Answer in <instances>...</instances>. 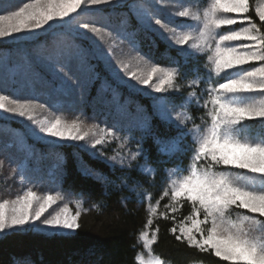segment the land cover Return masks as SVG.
Here are the masks:
<instances>
[{"label":"snow or ice","instance_id":"obj_1","mask_svg":"<svg viewBox=\"0 0 264 264\" xmlns=\"http://www.w3.org/2000/svg\"><path fill=\"white\" fill-rule=\"evenodd\" d=\"M8 2L11 3V0ZM112 2L30 0L13 10L6 9L5 0H0V42L29 40L57 27L72 31L86 8ZM159 2L148 0L139 5L137 17L147 27H151V18L156 15L153 4ZM171 3L179 5L181 10L170 15L183 19L174 24L161 18L154 20L155 25L168 34L164 36L159 33L167 48H175L185 64L206 56L207 75L201 78L199 69L193 70L197 75L188 81L187 96L181 95L183 85L180 81L185 79L186 74L181 72L179 60L174 62L175 67L147 62L141 66L145 58L139 56L135 70L128 63H121L120 71L129 77L125 81L112 68L107 57L102 53L100 56L118 83L135 88L130 83L135 81L144 86L136 89L138 92L151 89L148 95L152 99L155 116L178 131L175 137L152 136L158 155H179L181 160L166 171L165 179L169 182L155 203L148 194V218L144 229L138 234V242L148 253V258L137 254L135 264H166L161 256L152 253L159 229H152L151 226L157 218L172 219L174 226L169 231L175 234V239L201 253H210L228 264H264V138L253 142L244 135L246 121L259 119L264 124V4L255 8V15L261 22L258 26L249 15L250 0H171ZM79 27L101 38L111 35L88 23ZM72 47L55 48L46 58V63L54 80H59V85L54 89L57 94L67 95L73 88H80L83 99V86L65 71L66 63H61L70 57ZM133 47L138 45L133 43ZM245 65L249 68H245ZM220 79L224 82H217ZM199 83H206L208 87L205 90L207 100L202 105L206 118L197 124L190 109L193 101L199 99L193 90ZM196 107L201 105L197 102ZM44 108V103L34 99L21 100L0 94V118H3V114H10L11 118H22V125L23 121L31 122L23 127L33 137L49 143L53 148L74 143L85 151L95 150L90 153L93 158L97 157V153L104 157L98 146L119 138L115 128L88 125L81 119L68 122L55 115L52 119L40 120L37 114ZM116 111L121 113L119 106ZM144 111V115L131 122L129 131L138 128L142 132H150L152 116ZM189 123L191 127H188ZM120 130L123 131V128ZM188 139L192 142L190 149L183 145V141ZM128 142L130 136L123 137L121 147ZM18 143L23 149V136ZM28 155H31L30 151ZM185 156L187 166L183 163ZM141 158L144 163H140ZM58 160L60 163L57 167L65 163L61 156H58ZM102 162L112 169L119 164L121 170L127 171L129 175L123 178L122 184L125 187L131 184L129 191L132 193L142 183L132 179V172L150 175L152 180L155 178L156 170L151 166L143 144L135 152L117 153L104 157ZM3 164L4 161H0V167ZM25 171L24 162L19 161L12 174H18L23 183L27 179ZM85 175H91V172H85ZM97 178L102 177L98 175ZM64 199L60 192L41 195L28 187L14 198L0 200V235L30 229L50 231L54 235L74 233L80 227L82 203L77 201L73 213L68 203L59 207L58 201ZM165 199L168 203L163 205L164 211H159ZM185 205L190 206V212L177 223L176 214ZM54 206L59 210H55ZM236 209L246 210V214L234 215Z\"/></svg>","mask_w":264,"mask_h":264},{"label":"trees","instance_id":"obj_2","mask_svg":"<svg viewBox=\"0 0 264 264\" xmlns=\"http://www.w3.org/2000/svg\"><path fill=\"white\" fill-rule=\"evenodd\" d=\"M24 2L30 0H11V3L5 0L4 7L13 9L22 6ZM142 2L148 0H130L124 5L83 11L72 31L57 27L33 39L0 42V94L44 103L45 108L39 112H46L52 118L60 115L66 121L81 119L88 125L115 128L119 138L98 146L104 157L135 152L143 144L149 154L151 166L156 170L154 180L150 175L142 176L132 172V179L142 182L141 187L132 193L129 191L131 184L129 187L122 184L123 178L129 175L127 171L121 170L119 164L115 165V169L110 168L102 162L104 157H100L98 153L97 157L93 158L90 153L95 150L85 151L75 145L53 148L47 142L36 140L17 120L0 118V161H4L0 167V199L11 191L14 185H22L19 175L12 176L11 179V174L17 162L23 161L27 178L24 184L42 195L62 193L65 200H69L74 212L77 201L82 203L80 227L72 235L49 236L25 231L1 236L0 264H135L137 254H142L138 234L144 229L148 218V194L155 203L169 182L165 179L166 171L171 170L181 160L179 155H158L156 146L152 143V136L175 137L178 131L175 127L166 126L155 116L150 96L134 94L135 91L125 86L123 88L122 84L113 78L98 55L96 42L94 44L78 32L82 28L79 25L88 23L111 34L106 35V38L115 41L122 54L119 58L115 56V62L124 60L126 56H143L145 60L141 62V66L147 62L175 67L177 65L174 62L179 60L181 72L186 74L185 79L180 81L183 85L182 96H187L188 81L197 75L194 69H199L201 78L207 75L206 56L199 61L193 59L185 64L175 48L168 49L157 33L155 18H161L170 24L178 22L169 15L171 0H160L159 3L153 4L156 9V15L151 18L153 28L147 27L137 17L136 13ZM256 3L257 0H250L249 15L259 26L261 22L258 23L253 12ZM133 43L138 47H133ZM68 45L73 46L70 57H66L61 63H66L65 71L83 86V99L80 88H73L67 95L57 94L54 89L59 85V80H54L47 67L48 55L55 48ZM244 67L249 68L248 65ZM207 87L206 83H199L193 89L199 99L193 101L190 114L196 118L197 124L206 118V110L202 105L207 100ZM112 88L121 95L118 104L114 100L115 106L107 104L114 99ZM98 96L104 97L103 103L96 101ZM124 101L129 103L130 108L120 103ZM197 102L201 107H196ZM117 106L120 107L121 113H117ZM144 110L152 116L150 132L145 133L138 128L129 131L131 122L144 115ZM259 124L260 122L254 121L244 123V132L248 133V138L254 142L264 138L263 126ZM191 126L189 123L188 127ZM21 136L24 139L23 149L18 143ZM125 136H130V142L121 147V140ZM183 145L190 149L191 139L183 141ZM188 155H191L190 151ZM58 156L63 157L65 161L60 167H57L60 163ZM140 163H144L143 158ZM183 163L187 166V156L183 157ZM85 172H91V175H85ZM98 175L102 178L98 179ZM165 203H168L167 199L161 202L159 211H164ZM189 212L190 206H183L176 214V222ZM169 215L171 216V213ZM173 226L172 219L163 218L155 219L151 226L152 229H159L158 240L153 245L152 253L161 256L166 264H228L210 253H201L186 243L177 241L175 234L169 231Z\"/></svg>","mask_w":264,"mask_h":264},{"label":"rangeland","instance_id":"obj_3","mask_svg":"<svg viewBox=\"0 0 264 264\" xmlns=\"http://www.w3.org/2000/svg\"><path fill=\"white\" fill-rule=\"evenodd\" d=\"M129 1L130 0H113V2L110 3V4L99 5V6H91L89 8H86L84 11H89V10L97 9V8H100V7H114V6H118V5H124V4L128 3ZM260 4H264V0H257V3L255 4V6L253 8L254 15H255V8L257 6H259ZM169 9H170V12H169V15H170V14L174 13L175 11L181 10V7H179L177 4H171V3H169ZM13 10H14V8H13ZM255 17H256V15H255ZM176 19L179 21V20H181L183 18H176ZM256 19H257L258 23H260L258 17H256ZM151 28H153V26H151ZM156 28H157V33L158 34L159 33H163L164 36H167L168 35L167 33H164L162 29H159V26H157ZM78 32H80L81 34L85 35V37H87L88 39L92 40L94 42V44L96 42L95 48L97 49L98 55L101 56V53H102L103 56L107 57L109 63L112 65V68H114L116 70V72L118 73V75L120 77H122L123 80H125V81H128L129 80V77L126 76L122 71H120V64L121 63H128L132 67V69L135 70V68L137 67V60H138V58L136 56L135 57L126 56L124 60L119 59L117 62H115L114 61L115 56H117L119 58L122 55L121 54V50H120V48H118V46H117V44H116L115 41L112 42L110 39L106 38V35H104L103 38L98 37V36L94 35L93 33L89 32L88 30L83 29V28H80L78 30ZM22 41H24V40H22ZM3 42H14V41L5 40ZM113 44L115 45V47H113ZM113 48H114V50H113ZM125 60H127V61H125ZM103 61H104V59H103ZM104 63H105V61H104ZM130 83L132 85H135V88H131V87H129L127 85H123V84H122V87L125 86V87H127L129 89H132L133 91H135L134 94H137V95L140 94V95L149 96L148 93L151 92V89H145L142 92H138L136 89H138V88H144V86L136 84L135 81H130ZM109 89L110 88L108 87V90ZM111 93L113 94V98L114 99H111V101L109 103H107V104L112 105V106H115L114 100H116V102H117L120 99V96L121 95L114 88L111 89ZM156 95H158V94H156ZM102 100H104V97L103 96H98L96 101L101 104ZM120 103H122L123 106H126V108H130V106L128 105L129 103L127 101L120 102ZM117 104H118V102H117ZM133 108H135V107L133 106ZM0 112H2V110H0ZM3 118L14 119V120H17L18 122H20V124H22L21 123V119L22 118H11L10 117V114H3ZM37 118L40 119V120H44L46 118L47 119H52V117L49 116L46 112H44V113L38 112ZM257 121L260 122L259 119H257ZM68 122H71V121H68ZM246 122H248V121H246ZM30 123L31 122H29V121H23V125H28ZM259 125L260 126H263V129H264V124L260 123ZM244 135H245V138H247V133H244ZM34 138L36 140L40 141L38 138H36V137H34ZM65 145H74V143H68V144H65ZM12 176L13 175L11 174V179H12ZM13 184H16V183H12V185ZM28 187H30V186L27 185V184H24V183H22V185H14L13 188H11V191H9L0 200H3L5 198H7V199L14 198L16 195L22 193V191L26 190ZM53 194H55V193H53ZM64 203H68L70 209L72 210V206L70 205V202L67 199L66 200L64 199L63 201H58L59 207H62ZM54 208H55V210H59L58 207H56V206H54ZM73 213H74V211H73ZM237 213H244V214H246V210L236 209L234 211V215L237 214ZM45 215H47V213ZM27 231H33V232H36V233H40V234H44V235H49V236L54 235L50 231L49 232H40V231H37L35 229H30V230H27ZM23 232H25V231H23ZM74 233L63 232V233H61L59 235H72ZM177 234H179V233L177 232ZM4 235H6V234H4ZM4 235H0V237L1 236H4ZM141 246H142V244H141ZM141 255H143L146 259L148 258V253L143 249V247H142V254ZM90 256H91V254L88 255V257H90ZM15 264H28V263L25 262V263H15Z\"/></svg>","mask_w":264,"mask_h":264}]
</instances>
